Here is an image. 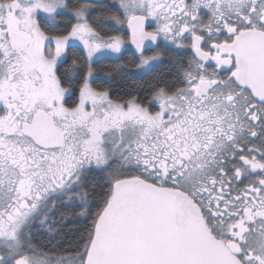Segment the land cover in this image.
Masks as SVG:
<instances>
[{
    "label": "snow or ice",
    "instance_id": "obj_1",
    "mask_svg": "<svg viewBox=\"0 0 264 264\" xmlns=\"http://www.w3.org/2000/svg\"><path fill=\"white\" fill-rule=\"evenodd\" d=\"M0 264H264V0H0Z\"/></svg>",
    "mask_w": 264,
    "mask_h": 264
}]
</instances>
